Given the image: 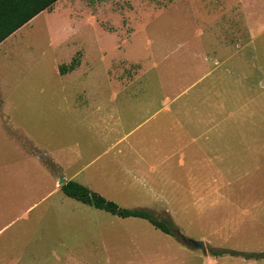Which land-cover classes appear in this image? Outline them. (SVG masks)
Listing matches in <instances>:
<instances>
[{
	"label": "rangeland",
	"instance_id": "1",
	"mask_svg": "<svg viewBox=\"0 0 264 264\" xmlns=\"http://www.w3.org/2000/svg\"><path fill=\"white\" fill-rule=\"evenodd\" d=\"M132 1L60 0L3 41L8 134L65 178L87 165L80 185L168 219L205 252L62 191L7 226L52 190L42 179L31 192V171L20 183L0 174V209L14 204L0 211V264H247L210 253H264V0ZM0 144V167L14 164Z\"/></svg>",
	"mask_w": 264,
	"mask_h": 264
},
{
	"label": "trees",
	"instance_id": "2",
	"mask_svg": "<svg viewBox=\"0 0 264 264\" xmlns=\"http://www.w3.org/2000/svg\"><path fill=\"white\" fill-rule=\"evenodd\" d=\"M58 0H0V44L17 30L25 26L31 19L43 11H49ZM79 62L73 59L68 66H61L60 73L73 71ZM62 193L77 202L93 207L94 209L111 214L115 217L138 218L147 221L154 229L161 233L177 238L184 242L185 238L173 228L168 219L158 220L152 217L146 210H128L120 207L115 202L106 200L101 195L90 191L86 187L72 181H68L60 187ZM224 254L243 256L247 259H264V253H237L227 250L211 251L213 257Z\"/></svg>",
	"mask_w": 264,
	"mask_h": 264
},
{
	"label": "crops",
	"instance_id": "3",
	"mask_svg": "<svg viewBox=\"0 0 264 264\" xmlns=\"http://www.w3.org/2000/svg\"><path fill=\"white\" fill-rule=\"evenodd\" d=\"M59 1L60 0H58L55 4H57ZM132 4H137L140 7L144 6L142 3L138 2L137 0L132 1ZM54 6L55 5H53V7ZM44 13L48 14L47 11H43L42 13H40L39 15H37L33 19H31L28 23L34 22L38 18V16L43 15ZM1 44H0V48H1ZM2 84L3 83H2V80L0 78V90H1V88H3ZM12 90H13V87L11 88V91ZM14 104H16V106L19 105L17 103H14ZM8 105L11 108H14V105L12 103H8L6 101V99L1 96V98H0V133H2V135L0 134V140L4 141L5 143H7L10 146V148L12 149L13 154H14L13 158L15 157L16 161L14 164H12L10 166L9 165H2L0 167V174H4V176H7L10 179L9 181L15 180V181L20 183V179H22V177H26L32 171V176H31L30 180L27 181L31 185V192L38 189V187L40 186V181L42 179H46V180L49 179L52 182L53 187H52V190L49 193H47L41 200L28 205L23 211L19 212L14 218L8 220L9 224H7V226H9L15 222L23 220L25 217H27V215L29 213H31L38 206V204L41 201H43L49 197L51 198L54 195H56L58 192H60L61 191L60 187L62 184L66 183L68 181L78 183L79 175L84 170H86V168H87V165H86L85 167H83L79 171H77V172L71 174L70 176H68L67 178H65L63 176L64 173H63L61 165L58 162H56L55 160H53V159L50 160L48 157H45V156L29 157V155L26 154L25 150H24L26 140L25 139L23 140L22 138H18L17 135L14 136V134H8V131H12V130H9V128L7 129V127L12 126V119L8 115L7 112L2 111V110H5ZM99 106H101V105H98L96 107V109ZM226 132H227V128L225 129V137H227V135H228ZM127 138H128V135H124V136H122V138L117 139L116 142H119V141L123 142L124 140H127ZM115 146H116V144H113L110 148H108V150H106V151L102 152L100 155L96 156L91 163L93 164L95 161H97L96 159L103 158V156L106 155L105 153H107L109 150H111L112 147H115ZM1 148H2V145L0 144V149ZM18 156L20 158L19 162H18ZM45 160L48 161V166H50V167H48L47 165L46 166L49 170L45 167V165H44L45 163L43 164V162ZM29 166H31L33 169L31 170L29 168ZM105 175H109V174L107 172H102V171H100L98 173L99 179H101V178L104 179ZM59 179H60V181H62L61 184H60V182L57 183V180H59ZM38 183H39V185H37ZM27 189L28 188L26 185H24L22 188L19 187L18 191L14 194V199L17 200L21 196L22 191H25V195H26ZM1 207H4L5 209H0V211L5 212L7 209H10V208L14 209L13 208L14 204L11 202H1ZM68 218L74 219V217H70V216H68ZM7 226L0 228V233L3 232V230ZM248 261H252V262H248ZM248 261H247V264H264V259H260L259 261H254L253 259H250Z\"/></svg>",
	"mask_w": 264,
	"mask_h": 264
},
{
	"label": "water",
	"instance_id": "4",
	"mask_svg": "<svg viewBox=\"0 0 264 264\" xmlns=\"http://www.w3.org/2000/svg\"><path fill=\"white\" fill-rule=\"evenodd\" d=\"M62 183V181H60V184ZM187 245H189L190 247L196 249V250H200L202 252H205V245L203 242L200 241H193V240H186L185 241Z\"/></svg>",
	"mask_w": 264,
	"mask_h": 264
}]
</instances>
